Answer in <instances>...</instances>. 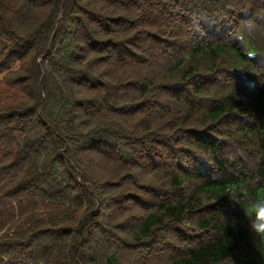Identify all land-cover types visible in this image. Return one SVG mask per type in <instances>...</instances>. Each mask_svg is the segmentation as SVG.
Here are the masks:
<instances>
[{"label": "trees", "instance_id": "trees-1", "mask_svg": "<svg viewBox=\"0 0 264 264\" xmlns=\"http://www.w3.org/2000/svg\"><path fill=\"white\" fill-rule=\"evenodd\" d=\"M254 196L264 0H0V264H264Z\"/></svg>", "mask_w": 264, "mask_h": 264}, {"label": "clouds", "instance_id": "clouds-1", "mask_svg": "<svg viewBox=\"0 0 264 264\" xmlns=\"http://www.w3.org/2000/svg\"><path fill=\"white\" fill-rule=\"evenodd\" d=\"M249 54L251 55V51ZM230 197L240 202L236 194H231ZM241 206L253 234L264 235V196L251 197L247 201H244Z\"/></svg>", "mask_w": 264, "mask_h": 264}]
</instances>
